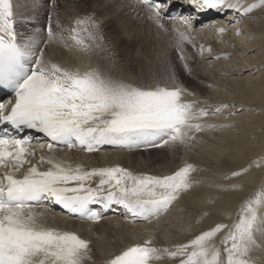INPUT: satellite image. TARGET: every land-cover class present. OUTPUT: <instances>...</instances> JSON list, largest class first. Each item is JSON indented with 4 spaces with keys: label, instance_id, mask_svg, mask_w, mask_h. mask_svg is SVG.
Masks as SVG:
<instances>
[{
    "label": "snow or ice",
    "instance_id": "1",
    "mask_svg": "<svg viewBox=\"0 0 264 264\" xmlns=\"http://www.w3.org/2000/svg\"><path fill=\"white\" fill-rule=\"evenodd\" d=\"M148 19L162 32H171L181 62L174 67L165 58L164 74L147 84L113 76L99 63L86 70L46 59L35 35L18 30L14 0H0V264H97L91 240L51 226L45 202L59 205L69 216L98 224L118 206L131 224L157 222L167 216L185 194L201 185L199 172L185 163L169 175L137 173L120 165L87 168L59 156L75 149L96 153L104 146L139 151L191 145L198 134L232 127L208 122L235 105L198 107L199 102L177 82V67L192 74L187 46L194 44L196 16L215 12L227 19L247 17L264 9V0H180L192 13L168 16L173 0H137ZM41 0H31L33 10ZM47 42L61 43L85 56L107 51L100 23L93 15L77 17L70 25L60 21L58 0H47ZM55 20V27L52 21ZM165 20H179L183 28ZM231 22V21H227ZM223 35L226 28L215 22L204 25ZM239 35V32L237 33ZM212 53L201 45L199 55ZM215 59H228L225 54ZM235 112H229V120ZM46 138L40 141V136ZM36 147L42 151L37 156ZM252 167H264V156L223 175L236 180ZM218 193L242 191L238 184L210 185ZM216 198L206 203L214 205ZM92 205H98L97 209ZM183 211V209H181ZM200 214L197 224L210 217ZM199 232L185 243L157 247L154 238L134 243L102 264H262L253 254L264 251V186L240 205L235 217ZM222 234V235H221ZM219 237V242H217Z\"/></svg>",
    "mask_w": 264,
    "mask_h": 264
},
{
    "label": "bare ground",
    "instance_id": "2",
    "mask_svg": "<svg viewBox=\"0 0 264 264\" xmlns=\"http://www.w3.org/2000/svg\"><path fill=\"white\" fill-rule=\"evenodd\" d=\"M45 1L47 0H41L42 6L37 9L42 10L38 14L37 9H32L31 1L28 3L27 0H14L17 5L18 19L31 18V20L40 21L42 26L48 23L46 15L50 10L43 6L46 4ZM89 1L92 4H90L91 8L88 15H93L99 21L100 32L104 38L107 51L89 57L74 49L65 48L61 43H50L44 49L46 59H51L67 67H79L82 71L89 68L90 65L99 63L106 66L113 76L132 82L123 71L117 73L119 69L128 66V62L124 59L126 58L123 53L124 46L126 44L133 45L138 40L139 42L136 43L137 52L131 60L138 62L142 60L141 55L146 53L151 56L150 62L155 73L159 74L151 77L152 80L150 78L145 79L144 84L160 78L164 66H160V64L159 67L155 68L154 65L167 58L168 50L166 49L168 45L164 42L166 39H161L162 37H159L161 35L156 34L155 36L151 34L152 39L150 36L149 38L145 35L142 37L140 36L142 30L133 35L135 26L128 25L126 22L124 24L123 21L119 23L124 18L122 14L119 15L121 16L119 19L118 17L115 18V12L112 13L113 15L106 13L112 11L110 8H117V14L123 13L122 9H125L127 3L133 2V0ZM247 2L251 3L253 0H247ZM141 8H143L141 15L148 16L146 9L143 6ZM172 13L189 14L192 13V9L182 4L180 0H173V4L166 15L169 16ZM34 15L35 17H33ZM69 16L70 14L61 22L70 25L74 18L70 21ZM76 16L81 17L77 14ZM102 18L105 19L104 22L101 21ZM170 22L178 23L176 26L183 28L179 20H171ZM213 22L218 27L226 28V32L220 35L215 28L210 30L204 27V25ZM111 23H117L119 26L109 32L108 28L111 29ZM17 28L26 35H35L39 46H41V42L47 41L44 30H32L33 28L29 29L21 23L17 24ZM194 29L191 35L195 37L196 48L193 49L196 54L201 45L205 48L211 47L212 53L197 54L199 56V60H197L199 61V69L195 71V75L198 77L199 83L196 84V87L188 90L193 95L186 96L185 99L199 102L198 107L200 108H209L212 105L221 104L235 105L234 109H229L228 112H223L220 116L208 121L217 124L227 123L231 124L232 127L198 134V142L191 145H176L171 147V152L168 154H161L157 157L153 156L149 149L145 150L146 154L142 150L130 152L118 150L111 146H104L102 151L91 154L67 149L59 152V156L67 160H69L72 152H78V158L69 161L74 164H83L87 168L120 165L137 173L169 175L187 162L200 169L194 175L196 179L202 182L201 185L185 194L172 212L161 218L158 228L155 221L151 224L147 222L128 223L121 215L122 209H119L118 206H113L114 212L112 214H104L105 222L99 224L68 218L59 212V205L51 202H45L48 204L46 207L36 209L37 211L47 209L48 221L51 226L75 232L83 238L87 236L88 239L91 236L85 234L86 230L99 231L103 239L100 237L99 240H102L99 241L100 244L96 245L98 253L93 252V258L97 264H102L103 260L118 254L122 249L131 244L143 242L149 237L154 238L155 246L171 248L176 244L187 242L194 235L207 230L216 222L230 223L231 221L226 220L225 217L227 215L235 217L243 201L264 186V167H252L247 174L236 180L226 181L223 179L224 174L239 170L242 166H247L250 162L264 156V9L256 10L247 17L234 18L230 15L227 19L215 12H206L196 16ZM238 32L239 35H237ZM121 35L124 36L120 38ZM225 54L228 59H215L216 56ZM134 65L135 63L132 64V66ZM229 112L236 114L231 116L229 120H224L223 117L229 115ZM39 138L41 142L46 139L42 135ZM42 151L46 152V147L43 150L36 147L37 156L42 154ZM200 158L201 160H198ZM168 160H170L169 163ZM161 168L166 169L163 170L164 173H162ZM216 184H238L242 186L243 190L218 193L214 187H210V185ZM210 196L216 198V202L212 206L206 203ZM91 207L97 209L99 206L92 205ZM205 210L210 211V217L206 218L204 223L197 224L196 221ZM91 239L93 240L95 237ZM217 242H219V237H217ZM253 257L264 264V251L254 253ZM160 264H175V262L165 259Z\"/></svg>",
    "mask_w": 264,
    "mask_h": 264
},
{
    "label": "rangeland",
    "instance_id": "3",
    "mask_svg": "<svg viewBox=\"0 0 264 264\" xmlns=\"http://www.w3.org/2000/svg\"><path fill=\"white\" fill-rule=\"evenodd\" d=\"M30 1L31 0H27L28 3H30ZM102 1H104V0H102ZM45 3L47 4V1H45ZM58 3L60 6V13H59L60 21L62 19H65L66 17H68L69 14H70V16H69L70 21L72 20V18H74V19L77 18L76 14L78 16H81V17L88 15V13H90V8H91L90 4H92V2L89 0H58ZM138 4L139 3L137 2V0H133V2L127 3V6L125 9H122L123 13L121 12V13L117 14V12H116L117 8H110V10H112V11L106 12V13H110L111 15H113L115 12V14H114L115 18H117V17L121 18V16H119V15L122 14L125 19L123 18V20H121L119 23H121L123 21L124 24L126 22V23H128V25L135 26L136 29L133 31V35H136L137 32L139 33V31L142 30L143 32L140 31L141 35L139 34L142 37L145 35V37L149 38V36H150V38L152 39L153 37H151V34H152V36H153V34H154V36L156 34V35H161V36H159V37H162L161 39H164V40L168 39L167 41L163 40L168 45V48L166 49V50H168L167 51V60L170 61L174 67L179 66L181 62L178 59V53L176 52L175 47H174V43H175V42H173L174 39H171V38H173L171 32H169V34H165L160 29H158L149 19H147L148 16H145L143 14L141 15V13H143L142 12L143 8H141L142 5H139V6H141V7H139ZM107 7H108V4H107ZM45 9L50 10V8H48V7H45ZM37 10H38V14H39L42 9H37ZM82 11H84V12H82ZM73 14H75L76 17L73 16ZM33 17H35V15ZM104 18H106V17H104ZM21 21H23V20H21ZM101 21L104 22L105 19L102 18ZM170 21L171 20H165L166 25H168L170 29H171L172 24L178 25V23H171ZM20 23H21V25H24V26L28 27L29 29L33 28L32 30H36V31L37 30H40V31L44 30L46 33V36H47L46 29H44V27H47V23L43 25L44 27L41 25L40 21H36V20H32L31 23H24V22H20ZM52 25H53V27H55V20L52 21ZM118 26L119 25H117V23H111V29L108 27L107 28H108V31L110 32L112 29H114ZM146 28L149 30H147ZM144 29H145V31H144ZM170 34L172 37L171 36L169 37ZM122 36H124V35H121L120 38ZM41 41H42V39H41ZM168 41H169V44H168ZM138 42L139 41L137 40V41H135V43L133 45L132 44H126L124 46L123 53L126 57L124 59L128 62V66L124 67L122 69H119L117 74H119L121 71H123L124 74L128 78L131 79L132 83H136V84L143 83L144 84L145 79L150 78V80H152L151 77H153L154 75L157 76L159 74L155 73V70L153 69V66H151V62H150L151 56H148L146 53L141 55L142 60H140L138 62L131 60V58L137 52L136 43H138ZM49 44L50 43H48L47 41L46 42L44 41L43 43L41 42V46H39V47L44 50L45 48H47L49 46ZM44 52H46V51L44 50ZM187 55L189 56V63L191 64V67H192V74L188 75L182 69V67H177V82L179 84H181L183 87H185L187 90H189V89L196 87V84L199 83L198 77L195 75V71H197L199 69V66H198L199 61H197V60H199L198 59L199 56H197L195 50L192 48L191 45L187 46ZM164 61H165V59L161 60V62L158 63L157 65H154V67L155 68L159 67L160 64H161L160 66H164ZM133 63H135L134 66H132ZM161 71L162 72L160 74L163 75L164 74V68ZM73 150H75V149H73ZM149 150L152 151L151 154L153 156L157 157L161 154H168L169 152H171V147L165 146L163 148H154V149L151 148ZM139 151H141V150H139ZM142 151H143V153L147 154V152H146L147 150L146 151L142 150ZM78 156H79L78 152H72V154L69 156V160L73 161L74 159L78 158ZM198 160H201V158ZM169 161L170 160H168V163H169ZM173 167L175 168V166H173ZM163 170H166V169L161 168L162 173H164ZM174 172L175 171H173V173ZM46 205H48V204H45V207H46ZM41 208H43V207H41ZM101 222H105V218ZM95 232H97V231L92 232V231L86 230L85 234L91 235V236H89L88 239H90L92 241L91 246H92V249L94 250L93 252L97 254L98 253V250H97L98 247L96 245L100 244L99 241H101L103 238H102V236H100L99 231L97 233H95ZM93 235H94L95 239L92 240L91 238H94ZM81 237L83 238V236H81ZM100 237L102 239L99 240ZM84 238L87 239V236L86 237L84 236ZM96 242H98V243H96Z\"/></svg>",
    "mask_w": 264,
    "mask_h": 264
}]
</instances>
